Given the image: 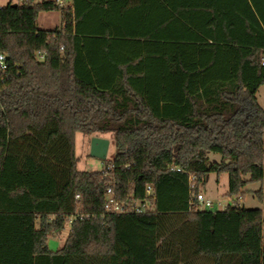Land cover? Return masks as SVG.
I'll return each instance as SVG.
<instances>
[{
  "label": "trees",
  "instance_id": "16d2710c",
  "mask_svg": "<svg viewBox=\"0 0 264 264\" xmlns=\"http://www.w3.org/2000/svg\"><path fill=\"white\" fill-rule=\"evenodd\" d=\"M137 2L0 5V264H264V0ZM49 11L59 28L38 29ZM77 134L110 135L112 157L79 170ZM211 173L226 198L259 184L261 208L200 210ZM109 186H150L153 209L106 214Z\"/></svg>",
  "mask_w": 264,
  "mask_h": 264
},
{
  "label": "rangeland",
  "instance_id": "374dc122",
  "mask_svg": "<svg viewBox=\"0 0 264 264\" xmlns=\"http://www.w3.org/2000/svg\"><path fill=\"white\" fill-rule=\"evenodd\" d=\"M17 3L16 0H0V5H6L8 2ZM38 29H54L59 28L60 26V13L57 11H49V12H40L36 19ZM256 99L261 107L264 110V84H262L256 93ZM100 138L108 139L110 144L107 152L106 161L112 157L114 152V147L112 145V141L110 135H100L95 136ZM76 141V155L79 158V162L77 164V168L81 171H92L98 170L102 167L101 160L94 159L89 157V144H90V137H84L80 134H77L75 137ZM209 161L210 163L219 162L220 156L218 154H209ZM228 188V178L226 174H222L220 177H217L215 174L211 173L208 176V179L203 187H201L202 193L217 201L219 199L225 200V194ZM259 188V184H249L247 187L244 188V195L241 199L236 200V202L244 208H261V204L256 200L254 197V192L257 191ZM70 230V224H65L64 229L58 235L60 241H64L68 232ZM55 241L59 243V239ZM50 240L51 237L49 238Z\"/></svg>",
  "mask_w": 264,
  "mask_h": 264
},
{
  "label": "built area",
  "instance_id": "2783aa9c",
  "mask_svg": "<svg viewBox=\"0 0 264 264\" xmlns=\"http://www.w3.org/2000/svg\"><path fill=\"white\" fill-rule=\"evenodd\" d=\"M19 3L25 2L26 0H16ZM54 4L58 10H63L71 4V0H48ZM10 2V1H9ZM39 59L43 58V55L39 52ZM261 66H264V50L261 54ZM8 65L6 63V58L0 53V79L7 77ZM109 166L107 170H110ZM168 170L171 172H182V169L177 166L170 165ZM106 176V174H105ZM195 180L194 175H189L188 181L190 186H193V181ZM75 199L79 200V195H75ZM154 193L150 186L145 188V198L143 200H129L126 202H120L112 187H107L104 194L103 210L106 214H124V213H144L153 209ZM194 203L198 206L200 210H211L214 207L224 210L227 208H237L240 205L233 198H226L225 200L219 199L214 201L213 199L205 196L201 191L197 194H193ZM83 214L77 213L68 218L67 223L72 224L78 220L83 219Z\"/></svg>",
  "mask_w": 264,
  "mask_h": 264
},
{
  "label": "water",
  "instance_id": "95a60500",
  "mask_svg": "<svg viewBox=\"0 0 264 264\" xmlns=\"http://www.w3.org/2000/svg\"><path fill=\"white\" fill-rule=\"evenodd\" d=\"M109 144L110 142L108 139L95 136L91 137L89 144V157L101 161L106 160Z\"/></svg>",
  "mask_w": 264,
  "mask_h": 264
},
{
  "label": "crops",
  "instance_id": "0c3cea01",
  "mask_svg": "<svg viewBox=\"0 0 264 264\" xmlns=\"http://www.w3.org/2000/svg\"><path fill=\"white\" fill-rule=\"evenodd\" d=\"M117 1H119V0H117ZM184 0H180V2H183ZM211 1H214V0H199V3L200 2H204V3H209V2H211ZM133 2H135L136 4H139L140 5V3H138L137 2V0H133ZM45 30H50V29H45ZM58 235H60V234H58ZM58 235H50L49 236V238L51 237V239H53V240H50V239H48V243H47V246H48V249L51 251V252H56L58 249H60L62 246H63V244H64V241H60V239H59V237H57ZM68 235V234H67ZM54 237H57L59 240V243H57L55 240L56 239H54ZM67 237V236H66ZM66 239V238H65Z\"/></svg>",
  "mask_w": 264,
  "mask_h": 264
}]
</instances>
